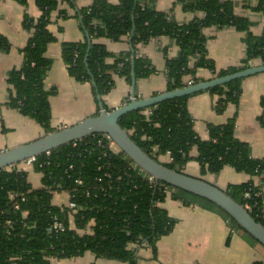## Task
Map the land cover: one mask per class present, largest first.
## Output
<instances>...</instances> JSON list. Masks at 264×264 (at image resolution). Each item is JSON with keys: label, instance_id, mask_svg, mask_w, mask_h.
<instances>
[{"label": "trees", "instance_id": "obj_1", "mask_svg": "<svg viewBox=\"0 0 264 264\" xmlns=\"http://www.w3.org/2000/svg\"><path fill=\"white\" fill-rule=\"evenodd\" d=\"M17 1L26 4L28 0ZM67 1L75 5L74 0ZM179 1L187 11L202 12L203 16L180 23L169 13L157 10L154 0H119L118 3L94 0L91 5L77 9L87 36L84 41L62 43V57L71 76L91 83L97 97L115 87L116 74L131 83L133 71L137 79L149 77L157 69L150 59L137 54L138 46L160 36H170L179 46V54L166 61L169 90L185 87L188 80L204 81L198 75L203 68L212 71L215 78L245 69L257 58L264 63V32L255 35L252 22L235 13L233 1ZM58 3L59 0H37L41 16L33 18L25 14L24 26L31 31V37L22 49L23 65L9 74L13 93L8 104L35 119L46 133L55 131L51 125L53 91L46 89L45 80L52 65L47 49L56 40L49 24ZM255 9L264 13V0H258ZM211 26H234L244 33L246 51L242 66L216 68L208 55L204 34L205 28ZM123 36L129 37L132 50L117 55L109 63L107 59L113 54L98 39L118 41ZM10 48L9 40L0 34V50ZM242 81L243 78L236 79L207 90L217 97L218 113H223L230 103H239ZM196 93L131 111L119 123L156 159L169 154L170 162L161 161L178 171H184L195 160L203 173L219 174L226 166H232L251 177L264 179V158L252 157L250 145L235 135L236 115L226 123L210 124L209 139L198 135L188 109V100ZM261 103L260 120L264 124V95ZM112 142L107 134L95 133L36 156L34 169L43 174L40 188L33 187L28 172L17 167L19 163L0 170V264H51L53 258H73L87 251L98 257L138 264L137 247L155 248L158 240L175 227L176 219L162 205L167 197L172 196L185 205L195 203L184 194L219 208L232 230H242L251 236L210 200L166 182H156L120 148H113ZM195 147L197 156L192 155ZM258 190L254 179L230 184L226 189L264 225V195L256 196L254 192ZM60 191L70 194L76 209L53 202L55 192ZM247 191L252 192L251 198L245 197ZM57 222L62 223L59 229L55 228ZM252 264L264 262L256 260Z\"/></svg>", "mask_w": 264, "mask_h": 264}, {"label": "crops", "instance_id": "obj_2", "mask_svg": "<svg viewBox=\"0 0 264 264\" xmlns=\"http://www.w3.org/2000/svg\"><path fill=\"white\" fill-rule=\"evenodd\" d=\"M74 1L73 6L67 0H59L58 7L51 13L49 24L56 40L49 44L46 53L47 57L52 59V65L45 80V87L53 91L50 105L51 125L54 130L75 124L100 111L93 85L80 82L71 76L62 57L63 42L84 41L87 36L77 15V9L91 5L94 0ZM231 1L235 5V13L248 18L252 22V32L261 35L264 32V13L255 9L258 0ZM153 6L159 11L169 13L173 20L180 23L189 22L195 16H203L202 12L187 11L179 0H154ZM25 14L33 18L41 16L42 11L37 5V0H28L26 4L17 0H0V34L11 44L8 51L0 50V151L47 134L45 128L35 119L8 104L13 93L9 74L23 65L22 49L31 37V31L24 26ZM204 34L207 36L208 55L218 70L243 65L246 51L243 32L234 26H211L205 28ZM98 42L105 44L113 54L107 59L109 63L114 62L117 55L132 50L128 36H123L118 41L103 37L98 39ZM137 54L150 59L157 69L151 76L137 79V96L143 98L168 91L166 61L168 57L179 54L176 41L170 36L153 38L147 44H140ZM261 64L264 63L257 58L252 60L250 66ZM198 75L205 80L213 78L212 71L207 68L200 69ZM115 80V87L102 96L105 107L109 110L125 104L131 98L132 83L119 74L115 75ZM263 95L264 72L243 78L239 103H230L223 113H218L215 108V95L207 90L196 93L188 100V109L194 119L196 132L202 139H209L210 124L226 123L236 115V137L250 145L252 157L264 158V124L260 120ZM192 155H198L197 147L193 149ZM160 159L166 163L171 161L169 154L162 155ZM17 167L28 172L33 187L43 186V174L37 172L32 163L24 161ZM184 172L205 178L225 190L230 184H241L250 179L258 180L257 177L237 171L232 166H226L219 174L203 173L201 165L195 160L186 165ZM69 201L70 194L66 191L55 192L53 196V202L57 205L68 204ZM162 205L176 219L175 227L171 233L158 240L155 248L133 245L138 248V264H252L256 260L264 262V246L257 240H250L244 231L232 230L229 220L220 210L204 203L185 205L172 196H168ZM51 264L128 263L98 257L95 253L87 251L73 258H53Z\"/></svg>", "mask_w": 264, "mask_h": 264}, {"label": "water", "instance_id": "obj_3", "mask_svg": "<svg viewBox=\"0 0 264 264\" xmlns=\"http://www.w3.org/2000/svg\"><path fill=\"white\" fill-rule=\"evenodd\" d=\"M264 72V64L250 66L234 73L204 80L175 90L139 98L136 93V74L133 71L131 98L123 105L109 110L102 96H98L100 111L79 122L49 132L32 141L0 151V170L48 153L65 144L83 139L95 133L107 134L118 148L126 153L140 168L151 175L156 182H166L196 196L206 198L226 211L246 232L264 246V225L257 221L249 210L235 200L227 191L205 178L190 175L173 169L145 151L126 131L119 119L127 113L149 108L161 102L208 90L236 79Z\"/></svg>", "mask_w": 264, "mask_h": 264}, {"label": "built area", "instance_id": "obj_4", "mask_svg": "<svg viewBox=\"0 0 264 264\" xmlns=\"http://www.w3.org/2000/svg\"><path fill=\"white\" fill-rule=\"evenodd\" d=\"M195 83V81H193V80H188L187 82H186V86H189V85H191V84H194ZM112 147L114 148V147H117L116 146V144L114 143V142H112ZM116 149V148H115ZM49 153V152H48ZM35 160V157L34 158H30V159H28L27 160V162L29 163H32L33 164V161ZM255 177H257L258 178V180L256 181V180H254V185L255 186H257L258 188H259V190L258 191H256V192H254V194L256 195V196H259L260 194H263L264 195V179H261V177L260 176H255ZM153 178V177H152ZM80 182V181H79ZM251 196H252V192L251 191H247L246 193H245V197L246 198H251ZM68 206L70 207V208H77V205H76V203L75 202H73V201H69V203H68ZM18 207V206H17ZM262 212H264V202L262 203ZM62 227V223H60V222H57L56 224H55V228L56 229H59V228H61Z\"/></svg>", "mask_w": 264, "mask_h": 264}, {"label": "rangeland", "instance_id": "obj_5", "mask_svg": "<svg viewBox=\"0 0 264 264\" xmlns=\"http://www.w3.org/2000/svg\"><path fill=\"white\" fill-rule=\"evenodd\" d=\"M114 148H116L117 149V147H114ZM28 163V162H27ZM28 164H31L30 162L28 163ZM187 198H190L191 200H193L194 202H195V204L197 203V204H202V203H204V204H207L208 206H210L211 208H216L217 210H219V208H217V207H215L214 205H211L210 203H208V202H205V200H202V199H200V198H198V197H195V196H193V195H188V194H184ZM69 203V202H68ZM245 235L248 237V238H250V240H252L253 242H257L254 238H252L251 236H249L248 234H246L245 233ZM259 244V243H258Z\"/></svg>", "mask_w": 264, "mask_h": 264}]
</instances>
